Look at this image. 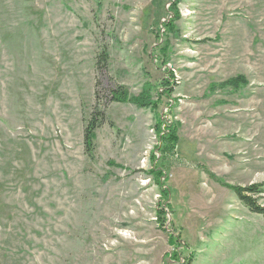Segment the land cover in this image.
I'll list each match as a JSON object with an SVG mask.
<instances>
[{
    "label": "rangeland",
    "instance_id": "rangeland-1",
    "mask_svg": "<svg viewBox=\"0 0 264 264\" xmlns=\"http://www.w3.org/2000/svg\"><path fill=\"white\" fill-rule=\"evenodd\" d=\"M96 79L159 105L110 103L89 159ZM156 113L179 138L164 203ZM219 181H264V0H0V264H264V218Z\"/></svg>",
    "mask_w": 264,
    "mask_h": 264
},
{
    "label": "trees",
    "instance_id": "trees-1",
    "mask_svg": "<svg viewBox=\"0 0 264 264\" xmlns=\"http://www.w3.org/2000/svg\"><path fill=\"white\" fill-rule=\"evenodd\" d=\"M109 60V54L106 45H100L99 50L95 56V71L99 75H103L106 71ZM165 67V65H163ZM165 77L161 80L160 88L157 89V94L160 97L163 94L168 97L172 92L171 87L169 85L173 84L174 74L171 73L168 68H164ZM244 81H242L241 77L239 79H229L222 83L220 86H229L234 89L242 86ZM100 82L96 79L95 87H94V104L89 112L88 117L84 118V125L82 131V144H83V152L89 158L92 159L95 152V137L96 131L108 124L113 127V123L108 120L106 115V108L110 103H131L138 108L150 109L151 111H155L158 107V102H154L149 93L150 84L146 83L141 92L138 95H132L129 93L126 86L122 84H113L112 87L102 89L99 87ZM215 84L210 85V89L214 90ZM167 108H169L168 112L170 113V104L167 103ZM160 115L156 113V120L154 124L155 134L158 139L157 145H155V150L152 152V161L153 168L150 170V174L154 179L155 184L159 188L161 202L164 203L169 200L170 197V188L167 185L168 177L164 167V160L167 157H173L176 155V147L178 142L177 135V124L173 118H171L168 114ZM168 115V119H164V117ZM157 159V160H156ZM156 160V161H155ZM151 161V162H152ZM114 164V163H112ZM118 166V165H117ZM219 183L231 189L237 199L244 205L249 212L261 215L264 218V206L260 205L257 202L258 197L264 193V181L261 183H251L248 185H229L224 181H219ZM166 207L171 209L170 203H165ZM162 206V205H161ZM158 213L161 214L160 218H163L164 210L159 207ZM161 229H165L162 224L159 225ZM173 241L175 244L173 245L172 253H169L171 262L179 261V250L184 248V244L180 243V231L175 230L174 233L171 234ZM170 235V236H171ZM191 259L186 260V264H188Z\"/></svg>",
    "mask_w": 264,
    "mask_h": 264
}]
</instances>
